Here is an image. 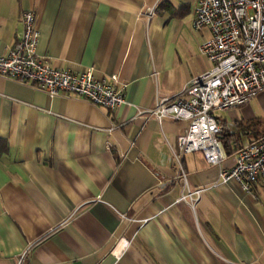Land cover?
Segmentation results:
<instances>
[{"label": "crops", "instance_id": "0c3cea01", "mask_svg": "<svg viewBox=\"0 0 264 264\" xmlns=\"http://www.w3.org/2000/svg\"><path fill=\"white\" fill-rule=\"evenodd\" d=\"M196 1L0 0V50L30 8L37 54L126 83L109 109L0 74V264L26 249L27 264H264V182L219 178L264 134L258 114L246 102L215 111L217 164L200 150L176 158L186 122L150 112L210 66L196 49L210 34L192 28ZM119 237L129 243L116 255Z\"/></svg>", "mask_w": 264, "mask_h": 264}, {"label": "built area", "instance_id": "2783aa9c", "mask_svg": "<svg viewBox=\"0 0 264 264\" xmlns=\"http://www.w3.org/2000/svg\"><path fill=\"white\" fill-rule=\"evenodd\" d=\"M21 23L14 43L0 50V74L30 82L50 95L70 92L109 109L125 101L126 83L118 81L115 73L107 80L95 76L92 65L77 70L37 54L34 10L23 9ZM191 25L209 29V37L196 49L210 66L191 76L177 92L157 98L150 112L158 119L170 115L186 122L176 137V158L200 150L209 163L218 164L226 154L215 111L244 103L264 89V0H197ZM219 178L232 179L244 190L257 179L264 182V134L238 147L232 165L219 169ZM128 243L129 239L119 237L112 252L117 255ZM26 251L14 264H27L22 261Z\"/></svg>", "mask_w": 264, "mask_h": 264}, {"label": "rangeland", "instance_id": "374dc122", "mask_svg": "<svg viewBox=\"0 0 264 264\" xmlns=\"http://www.w3.org/2000/svg\"><path fill=\"white\" fill-rule=\"evenodd\" d=\"M245 104L250 105L253 112L258 114V127H264V89L253 95Z\"/></svg>", "mask_w": 264, "mask_h": 264}, {"label": "trees", "instance_id": "16d2710c", "mask_svg": "<svg viewBox=\"0 0 264 264\" xmlns=\"http://www.w3.org/2000/svg\"><path fill=\"white\" fill-rule=\"evenodd\" d=\"M257 121V119H255ZM251 122V125L254 126L255 125V122L254 121H250ZM234 135V132H230L228 131L227 129H222L221 133H220V136L222 137V142H223V145L225 147V149L227 151L229 150H235L236 148H232L230 146V141H232V137Z\"/></svg>", "mask_w": 264, "mask_h": 264}]
</instances>
